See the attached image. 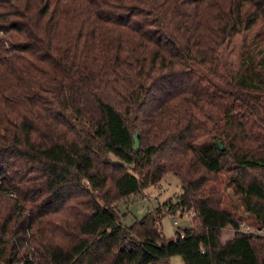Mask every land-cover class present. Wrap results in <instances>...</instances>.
I'll list each match as a JSON object with an SVG mask.
<instances>
[{"label": "trees", "instance_id": "trees-1", "mask_svg": "<svg viewBox=\"0 0 264 264\" xmlns=\"http://www.w3.org/2000/svg\"><path fill=\"white\" fill-rule=\"evenodd\" d=\"M254 29L264 0H0V264H264L225 205L264 230V83L221 57ZM169 174L177 199L124 225Z\"/></svg>", "mask_w": 264, "mask_h": 264}, {"label": "rangeland", "instance_id": "rangeland-1", "mask_svg": "<svg viewBox=\"0 0 264 264\" xmlns=\"http://www.w3.org/2000/svg\"><path fill=\"white\" fill-rule=\"evenodd\" d=\"M258 31L254 29L237 36L221 51L222 64L225 68L223 71L230 78L243 81L244 88L249 92H254V86L258 85L260 88L264 83V40L259 39ZM181 192L182 188L178 178L174 174H169L159 187H149L140 196L119 204V215L123 224L131 226L157 209L164 213V206L175 201ZM226 192L225 205L236 210L238 222L254 225L252 216L246 213L234 194L233 188L228 187ZM185 215L183 217L179 214L161 217L160 228L168 242L175 241L176 233L179 231L183 232L192 227V219ZM171 264L185 263L182 257L176 256L171 259Z\"/></svg>", "mask_w": 264, "mask_h": 264}, {"label": "built area", "instance_id": "built-area-1", "mask_svg": "<svg viewBox=\"0 0 264 264\" xmlns=\"http://www.w3.org/2000/svg\"><path fill=\"white\" fill-rule=\"evenodd\" d=\"M191 215H192V213H189L186 216L189 218ZM175 224H177V223H175ZM239 225H240V230L245 232V233H247V234H255V235H258V236H264V230H262V229H259L257 227L248 225L246 223H239ZM29 261L34 263L33 257H30Z\"/></svg>", "mask_w": 264, "mask_h": 264}, {"label": "water", "instance_id": "water-1", "mask_svg": "<svg viewBox=\"0 0 264 264\" xmlns=\"http://www.w3.org/2000/svg\"><path fill=\"white\" fill-rule=\"evenodd\" d=\"M134 143H135V150L139 151L141 144H140V139H139L138 133H134ZM217 145L220 147L221 151L224 150V147L221 145V143L219 141H217Z\"/></svg>", "mask_w": 264, "mask_h": 264}]
</instances>
